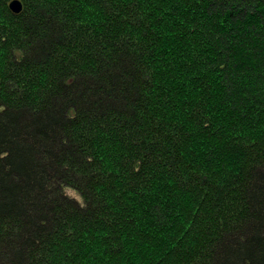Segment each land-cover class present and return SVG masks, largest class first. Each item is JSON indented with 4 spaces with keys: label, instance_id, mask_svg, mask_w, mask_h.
<instances>
[{
    "label": "trees",
    "instance_id": "1",
    "mask_svg": "<svg viewBox=\"0 0 264 264\" xmlns=\"http://www.w3.org/2000/svg\"><path fill=\"white\" fill-rule=\"evenodd\" d=\"M0 0V264H264V0Z\"/></svg>",
    "mask_w": 264,
    "mask_h": 264
},
{
    "label": "water",
    "instance_id": "2",
    "mask_svg": "<svg viewBox=\"0 0 264 264\" xmlns=\"http://www.w3.org/2000/svg\"><path fill=\"white\" fill-rule=\"evenodd\" d=\"M8 5H9V9L13 13H19L23 9V4H21V2L19 0H12L9 2Z\"/></svg>",
    "mask_w": 264,
    "mask_h": 264
}]
</instances>
